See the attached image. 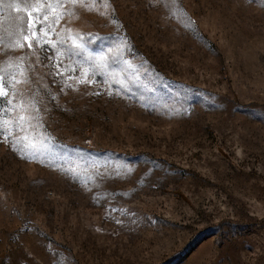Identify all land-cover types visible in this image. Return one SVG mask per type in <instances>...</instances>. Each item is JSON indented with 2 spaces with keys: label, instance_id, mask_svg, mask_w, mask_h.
<instances>
[{
  "label": "rangeland",
  "instance_id": "1",
  "mask_svg": "<svg viewBox=\"0 0 264 264\" xmlns=\"http://www.w3.org/2000/svg\"><path fill=\"white\" fill-rule=\"evenodd\" d=\"M0 81V264H264V0H0Z\"/></svg>",
  "mask_w": 264,
  "mask_h": 264
},
{
  "label": "snow or ice",
  "instance_id": "2",
  "mask_svg": "<svg viewBox=\"0 0 264 264\" xmlns=\"http://www.w3.org/2000/svg\"><path fill=\"white\" fill-rule=\"evenodd\" d=\"M39 15H40V13L37 12L36 13L37 19L33 20L32 19V13L29 12L28 13V23H29V25L39 24L41 26V28H43L44 25H43L42 21L39 19ZM46 19H47V17H45V20ZM32 35L35 36L36 33L33 32ZM24 39L28 40V36H25ZM30 46H31V44H29V47ZM4 96H6L5 87L3 86V82L0 81V97H4ZM0 132H3L5 135L8 134V129L6 127H4V122L3 121H0ZM25 139H27V138L25 137Z\"/></svg>",
  "mask_w": 264,
  "mask_h": 264
}]
</instances>
